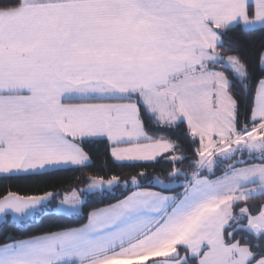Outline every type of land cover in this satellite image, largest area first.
Returning <instances> with one entry per match:
<instances>
[{
    "label": "snow or ice",
    "instance_id": "snow-or-ice-1",
    "mask_svg": "<svg viewBox=\"0 0 264 264\" xmlns=\"http://www.w3.org/2000/svg\"><path fill=\"white\" fill-rule=\"evenodd\" d=\"M0 264H264V0H0Z\"/></svg>",
    "mask_w": 264,
    "mask_h": 264
},
{
    "label": "trees",
    "instance_id": "trees-1",
    "mask_svg": "<svg viewBox=\"0 0 264 264\" xmlns=\"http://www.w3.org/2000/svg\"><path fill=\"white\" fill-rule=\"evenodd\" d=\"M62 179L65 181L64 186H71V184L74 182L73 179L70 176L62 177ZM16 184H13V190H15ZM30 184L28 182H21L20 183V189L21 192L29 191Z\"/></svg>",
    "mask_w": 264,
    "mask_h": 264
}]
</instances>
